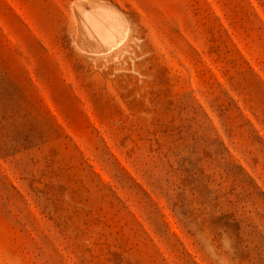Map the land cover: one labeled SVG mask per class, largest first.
<instances>
[{"label":"rangeland","instance_id":"rangeland-1","mask_svg":"<svg viewBox=\"0 0 264 264\" xmlns=\"http://www.w3.org/2000/svg\"><path fill=\"white\" fill-rule=\"evenodd\" d=\"M0 264H264V0H0Z\"/></svg>","mask_w":264,"mask_h":264},{"label":"bare ground","instance_id":"bare-ground-1","mask_svg":"<svg viewBox=\"0 0 264 264\" xmlns=\"http://www.w3.org/2000/svg\"><path fill=\"white\" fill-rule=\"evenodd\" d=\"M85 4L76 5L77 17L82 37L95 39L100 43L92 52L101 53L120 44L127 34L126 24L121 16L112 8L97 3H88L87 11ZM95 40L93 41L96 42Z\"/></svg>","mask_w":264,"mask_h":264}]
</instances>
